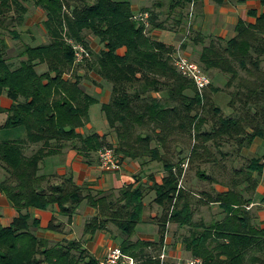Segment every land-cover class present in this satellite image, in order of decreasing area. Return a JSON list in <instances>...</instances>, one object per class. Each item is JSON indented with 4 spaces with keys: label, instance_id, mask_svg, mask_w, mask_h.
<instances>
[{
    "label": "trees",
    "instance_id": "obj_1",
    "mask_svg": "<svg viewBox=\"0 0 264 264\" xmlns=\"http://www.w3.org/2000/svg\"><path fill=\"white\" fill-rule=\"evenodd\" d=\"M29 1L0 0V96L7 95L13 102L5 128H21L26 133L24 139L0 143V165L7 174L0 182V192L19 213L10 227L2 225L0 213V264H97L80 242L51 246L33 231L42 226L31 209L45 211L56 206L69 224L85 200L98 212L87 223L86 234L94 236L113 224L126 236L123 252L138 264H160L144 252L150 247L162 249L169 222L196 229L184 245L203 264H264V228L247 211L252 199L245 197V192L255 194L264 163L262 158L242 156L256 139L264 140V13L257 17L251 11L257 17L255 24L241 20L234 38L212 39L200 53L206 72L218 71L227 77L225 91L234 113L225 115L214 99L222 89L212 83L201 95L195 83L177 70L172 56L176 49L148 35L166 30V26L150 11L147 28L135 19L129 1L33 0L46 14L43 25L49 41L37 46L23 44L14 62L8 56L5 33L22 41L15 26L26 22ZM201 1L169 0V15L181 33L192 31L189 9L193 2ZM210 1L217 5L226 2ZM259 1L264 6V0ZM88 34L100 41L102 51L95 53L90 48ZM190 38L196 44L205 41L200 34ZM71 42L81 44L94 59L86 61L88 72L111 87V101L102 106V112L117 135L116 145L95 133H78L90 123L91 107L98 100L81 86ZM123 48L126 52L121 55ZM43 65L47 70L41 73L38 68ZM33 146L37 148L29 154L27 150ZM71 146L85 159L109 147L120 163L145 160L163 165V182L151 189L155 203L164 209L158 220V243L131 241L143 221L149 188L132 184L118 197L104 194L99 198L87 194L88 189L79 186L72 174L60 178L58 184L41 174L46 159ZM187 149L191 152L190 172L196 171L200 181L212 187L202 192L198 202L218 204L225 214L221 221L210 225L194 222L195 194L179 187L185 159L174 160ZM230 157L245 160L243 167L228 165ZM207 164L210 172L202 168ZM215 185L229 190L218 193ZM66 228L67 224L53 217L46 229L64 233ZM200 228L203 231L198 232Z\"/></svg>",
    "mask_w": 264,
    "mask_h": 264
},
{
    "label": "crops",
    "instance_id": "obj_2",
    "mask_svg": "<svg viewBox=\"0 0 264 264\" xmlns=\"http://www.w3.org/2000/svg\"><path fill=\"white\" fill-rule=\"evenodd\" d=\"M164 1H167L169 5V0H131L129 2L132 4L134 15H137L139 13H150L151 15L150 11H152L155 15L158 16L157 22L163 23L166 26V30L158 29L150 33L152 36H154L155 39L165 43L167 46L175 48L176 50L180 46L182 48L183 44V47L186 44L187 47L183 48V50L191 53H201L204 46H208L211 43L212 39L221 38L224 40H230L234 38L236 36V27L241 20L246 22L247 24H255L257 17L264 13V6L260 3L259 0H226L225 4L223 5H217L210 0H202L200 3L196 2L194 11L195 15L193 16L192 21H190L192 24V31H189L187 29V33L192 32V34H200L205 40L203 43L196 44L191 38L186 41V33L183 34L181 33L180 28L174 27V17L170 15L164 16ZM190 9L189 14L191 12ZM251 11H256L257 17L251 16ZM45 19V12L39 8L36 13L29 14V23L23 24V26H21V30H23L27 34H30L33 33L34 31L32 30L35 29L38 31V34L40 36L44 35L46 37L47 34L43 25ZM170 34H175L177 36L179 41L177 45H172L166 40H163V37H168ZM9 46L10 53V51L12 50V45L9 44ZM125 52V48L119 51L121 55L125 54ZM11 59L15 62V57H11ZM40 69L41 72H45V65L39 66V70ZM82 74H80L81 77ZM94 80L96 81V85L91 87V89L89 88L87 92L89 94H92V96L95 97L102 106L104 104H108L111 101L112 96L110 85L105 83L99 76L98 79L94 78ZM223 92L215 95L214 99L216 103L220 105L225 115H233L234 110L230 106H228L229 109L226 110L219 102H217L218 95L224 94ZM224 95H226L231 100V97L228 93ZM155 96L159 97L160 95L157 94ZM12 105L13 102L7 95L0 96V143L10 140L15 141L17 139H24L26 136L25 131L21 128H5V124L8 119L7 111L11 108ZM94 130L95 129L92 125L91 120L85 128L79 129L78 133L82 136H88L95 133L98 134L101 138H105L108 143L113 145L117 144V135L113 130L110 129L109 133H106L103 130L93 132ZM36 148V146H33L28 149L27 152H29L30 154ZM190 153V150L187 149L183 155H176L174 160L176 162H179L180 158L185 159V161L183 162L184 168V165H187L189 163ZM242 156L246 159L262 158L264 163V140L259 138L256 139L250 147H247L242 151ZM121 164V171H106L100 163L98 153L92 154L89 159H85L81 154H79L76 149L71 146L66 148L62 154L46 159L45 163L42 165L41 174L49 177L57 175L60 178L67 177L72 174L74 176L75 182L79 186H84L88 189L87 192L89 193L87 194H90L91 196H98L99 198L104 194H112L114 197H118L119 192L122 189L132 184H136L137 186L143 185L149 188V192L145 199L143 221L139 225L154 224V226L157 227V231L152 235H148L145 233H136L131 238V241H133L134 243L138 241L158 243L160 240V234L159 224L157 221L158 219H160L161 210L155 203V192H152L151 189L155 184H162L163 182L166 173L162 167V164L158 162H147L145 160H124ZM243 165L244 163L241 164V168L243 167ZM184 170L185 175L183 179L186 182L184 188L186 190L192 191L191 187L188 184V182L190 181L187 177L189 173V171L187 170H189V167L186 169L184 168ZM6 176V171L0 165V182L5 180ZM259 180V185L256 189L255 194L252 195V192L251 194L245 192V197L248 199H252V202L247 206V211H249L256 217L255 223L264 228V172ZM214 188L218 193H224L229 190L227 186L223 185H215ZM216 206L218 207L212 208V210L214 212H218L220 214V217L222 215L224 218L222 209L218 204ZM218 208H220L219 211ZM209 209L210 207L208 208V211ZM30 212L34 218L40 220L41 222L42 227L40 229H33L34 233L39 238L49 241L51 246H55L65 241L80 242L95 260L102 258L106 254L108 249L112 247L122 248L126 240V236L123 235L122 232L113 224H109L106 230L98 231L94 236L86 234L85 229L87 223L90 220L94 219L98 214L97 210L91 206L89 200H85L79 206L77 213L73 216L72 222L69 224L68 218L65 216H61L56 206L51 207L50 209L45 211L31 209ZM0 213L2 216L1 223L4 227H10L19 215L16 208L13 207V205L9 201L8 197L1 192ZM197 214L199 215V218L203 217L199 210H197ZM53 217H56L63 223L67 224V228L64 233H56L46 229L47 225ZM194 222L197 225H201L202 223L210 225L215 221L208 223V221H204L203 219H194ZM170 223L171 222L168 223V230L170 231L167 232L164 246L165 249L168 250L166 251L168 261L176 263L174 261L181 259L183 256H180L178 252H175L172 249H176V251L177 249L183 250V246L185 247L184 240L189 238L193 231H195L196 229L188 226L181 228L180 225ZM186 229L189 230L188 234L181 238V231H185ZM199 231H203V229L200 228L198 229V232ZM164 246L162 247L163 250ZM153 248L154 247L145 249L144 254H146V256L148 257L153 256L155 260H159L160 256L163 253V250L158 252L159 255L158 253L156 255ZM193 258L195 257H193L192 255L190 260Z\"/></svg>",
    "mask_w": 264,
    "mask_h": 264
},
{
    "label": "rangeland",
    "instance_id": "obj_3",
    "mask_svg": "<svg viewBox=\"0 0 264 264\" xmlns=\"http://www.w3.org/2000/svg\"><path fill=\"white\" fill-rule=\"evenodd\" d=\"M114 1H131V0H114ZM164 5H165L164 16H167V15H169L168 2L164 1ZM27 6L29 7V11H30L29 14H34V13H36L39 10V8H37L34 5V1L33 0H30L27 3ZM29 14L27 15L26 22L24 24L29 23ZM21 26L22 25L15 26V28H16L15 31L18 32L19 34H22V41L14 40L9 32L5 33L7 41L9 42L10 45H12V50L8 54V56L10 58L17 56V54H18L19 50L22 48L23 44L29 43V45L37 46L39 44L47 43L49 41L48 35H46V37L44 35L40 36L38 34V31L35 30V29L32 30V31H34L33 33L27 34L23 30H21ZM148 35L150 37L154 38V36H152L150 33ZM191 36H192V32L189 34L186 31V38H185L186 41L188 39H190ZM88 39H89L90 48L95 53H99L100 51H102L104 46L100 43V41L97 38H95L94 36L88 34ZM163 40H166L167 42H169L172 45H177L179 43L178 38H177V36L175 34H170L168 37L165 36V37H163ZM182 51H183L182 55L185 58H189L190 61H192L194 63H197L204 70L203 66L201 65V63L199 61L200 53L187 52V51L183 50V48H182ZM175 52H177V51L175 50L173 55L175 54ZM84 57H85L84 58V61H85L84 64H82V65H81V63L77 64V66H78L77 68L79 69V74L83 73L82 74V84H81V86L87 92V90L89 88L91 89V87L96 85V81L94 80V78L98 79V76L94 72H91V71L88 72L87 66H86L87 65L86 61H94V59H90L89 56H87L86 54H84ZM16 64H18V61L16 62ZM174 64H175V62H174ZM263 67H264V65H263ZM38 70H39V68H38ZM39 71L41 72V69ZM206 74L210 76V78L212 79V83H214V85L220 87L222 89V91H224L223 92L224 94L228 93V92L225 91V87L227 85V77L225 75L219 73L218 71L217 72L216 71L206 72ZM224 94L218 95L217 102H219L226 110H228L229 109L228 106H230L229 105L230 104V99ZM90 95H92V94H90ZM90 111H91L90 112V116H91V120H92V125H93V127L95 129L93 132H98L100 130H103L104 132L109 133L111 127H110L105 115L102 112L101 103L97 102V103L93 104V106L91 107ZM241 159L242 158L238 159V158H235V157H233V158L230 157L229 158L230 161L228 162V165L233 164L237 168L241 167V164L244 163ZM209 166H211V165L207 164V165H204V167H202V168H203V170H207V172H210ZM162 167H163V165H162ZM188 171L190 172V170H188ZM189 174H190V177H189ZM189 174L187 175L188 180L190 181V182H188V184L191 187V190L193 191V193L195 194V195H193V201H194V204H195L194 205V209H195L194 219H196V220L203 219L204 221H208V223H211L213 221L222 220L223 216L221 215V217H220V214L218 212H214L212 210V208L218 207V206H216L217 204H204V203L200 204V202H198L199 200L202 201V192L203 191H207V190L210 191V189H212V187L210 188L209 184L201 182L200 178L196 174V171H194V172L192 171V173L190 172ZM183 178H184V176L182 177V180L180 181V185L182 184L183 187H184L186 185V182H185V180ZM59 179H60V177L57 176V175L51 176V180H53V182H55L56 184L59 183ZM180 185H179V187H180ZM155 196H156V194H155ZM158 206H159L158 208L161 210V215H162V213L164 212V209H163L162 206H160V205H158ZM204 206H206V207H204ZM209 207H210V209L208 211ZM197 210H199L200 213L202 214V216H203L202 218H199V215L197 214ZM219 210H220V208H218V211ZM224 216H225V214H224ZM170 224H177V223L171 222ZM180 227L184 228V227H187V226H180ZM156 231H157V227L154 226V224L153 225H149L148 224V225H139L137 230H136V233H145V234H148V235H152V234H155ZM166 231L167 232L170 231V230H168V224H167V227H166ZM188 231H189L188 229H186L185 231H181V238L183 236H186L188 234ZM167 232H166V235H167ZM164 245H165V243H164ZM153 250L155 251L154 253L157 255V253L160 252L161 250H163V248L159 249V247H155V248H153ZM164 250L168 251V250L165 249V246H164ZM164 250H163V252H164ZM172 250L175 251V252H178V254L180 256H183L181 259L174 261V262L179 263V264H187L188 261L190 260L191 256H192L191 252L187 251L184 246H183V250H178V249H177V251H176V249H172ZM158 255H159V253H158Z\"/></svg>",
    "mask_w": 264,
    "mask_h": 264
},
{
    "label": "built area",
    "instance_id": "obj_4",
    "mask_svg": "<svg viewBox=\"0 0 264 264\" xmlns=\"http://www.w3.org/2000/svg\"><path fill=\"white\" fill-rule=\"evenodd\" d=\"M190 11V21H192L195 11V2L191 4ZM150 18V13H139L135 15V19L144 23L147 28L150 26ZM71 43L73 44L76 54V65L84 63L85 48L81 44ZM176 51L177 52L172 56L177 70L192 80L199 93L203 95L205 90L212 84V79L200 65L190 61L189 58H185L182 55L183 51L181 46ZM98 158L106 171L116 172L122 170V164L117 159L113 148H102L98 151ZM180 186H182V184ZM159 260L160 264H165L167 262L168 257L165 250ZM97 264H138V261L134 257L124 253L122 248L113 247L110 248L102 258L97 260ZM187 264H203V260L200 258H193L189 260Z\"/></svg>",
    "mask_w": 264,
    "mask_h": 264
},
{
    "label": "bare ground",
    "instance_id": "obj_5",
    "mask_svg": "<svg viewBox=\"0 0 264 264\" xmlns=\"http://www.w3.org/2000/svg\"><path fill=\"white\" fill-rule=\"evenodd\" d=\"M188 167V164L187 165H185V168H187ZM180 187H182V186H180Z\"/></svg>",
    "mask_w": 264,
    "mask_h": 264
}]
</instances>
